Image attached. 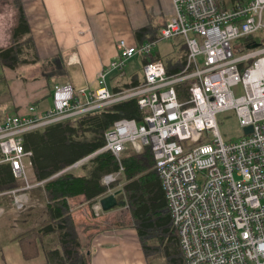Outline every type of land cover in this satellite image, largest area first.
Segmentation results:
<instances>
[{
    "label": "built area",
    "instance_id": "2783aa9c",
    "mask_svg": "<svg viewBox=\"0 0 264 264\" xmlns=\"http://www.w3.org/2000/svg\"><path fill=\"white\" fill-rule=\"evenodd\" d=\"M172 1L174 14L157 37L136 46L118 42L97 86L82 90L83 101L62 78L51 86L53 107L46 113L30 106L25 116H2L0 164H8L24 183L1 191L0 199L23 212L43 187L45 181L29 176L33 152L25 147L27 133L135 98L142 120H117L105 132L102 149L60 173L103 151L120 161L129 146L138 152L149 147L183 264H264V0ZM174 38L183 41L187 54L184 67L170 74L165 61L151 55L160 41ZM252 44L257 45L249 48ZM136 54L149 57L144 78L126 90H111L108 76L123 71ZM228 111L242 131L234 141L225 140L218 127V115ZM122 170L103 182L109 185ZM94 211H103L100 200Z\"/></svg>",
    "mask_w": 264,
    "mask_h": 264
},
{
    "label": "crops",
    "instance_id": "0c3cea01",
    "mask_svg": "<svg viewBox=\"0 0 264 264\" xmlns=\"http://www.w3.org/2000/svg\"><path fill=\"white\" fill-rule=\"evenodd\" d=\"M22 3L39 60L16 69L0 62V119L4 114L25 116L30 106H35L40 115L46 113L53 107L51 86L62 78L71 81L77 100L83 101L82 90L97 86L100 71L117 55L120 40L135 42V32L141 29H147L151 35L160 32L174 14L172 0H22ZM14 13L12 29L16 10ZM125 71L108 76L111 90L122 85L119 76ZM135 79L140 81L137 76ZM110 80L117 82L111 85ZM127 149L130 146L123 154ZM41 188L34 193L33 204L20 216L24 231L50 220L47 197ZM124 196L120 191L118 198L125 200ZM69 202L90 264H149L137 229L113 221L118 210L128 207L102 211L97 216L94 204L83 196L70 198ZM18 235L0 233V264H46L41 244L38 243L37 254L27 258Z\"/></svg>",
    "mask_w": 264,
    "mask_h": 264
},
{
    "label": "trees",
    "instance_id": "16d2710c",
    "mask_svg": "<svg viewBox=\"0 0 264 264\" xmlns=\"http://www.w3.org/2000/svg\"><path fill=\"white\" fill-rule=\"evenodd\" d=\"M16 23L11 42L0 48V62L18 68L35 63L39 54L22 0H13ZM147 29L136 31L139 42L144 40ZM159 32L153 34L157 37ZM181 55L167 57L164 61L170 74L180 71L186 62L187 49L180 42ZM32 52V59L26 56ZM151 59H161L156 55ZM148 59L144 61L146 63ZM134 77L126 89L137 86ZM116 91L122 90L115 88ZM122 118L142 120V111L135 98L124 100L78 117L69 118L25 135V147L33 152L32 180L45 181L41 188L47 197L50 220L17 236L24 254L31 258L37 254L38 243L46 254V264H90L89 255L83 250L70 198L83 196L91 205L114 189L106 185V175L120 174L126 181L123 191L130 210L133 226L137 229L146 256H150L149 240L168 235L172 240L170 255L175 264H182L180 239L173 226L168 202L160 178L155 169L152 150L125 153L120 161L110 151L94 155L80 167L60 173L75 162L94 154L105 145V132ZM60 173V174H59ZM10 166L0 164V192L19 186ZM40 189V188H39ZM3 200V199H1ZM36 249V251H35Z\"/></svg>",
    "mask_w": 264,
    "mask_h": 264
},
{
    "label": "rangeland",
    "instance_id": "374dc122",
    "mask_svg": "<svg viewBox=\"0 0 264 264\" xmlns=\"http://www.w3.org/2000/svg\"><path fill=\"white\" fill-rule=\"evenodd\" d=\"M14 10H16L15 5L13 4V0H0V48L8 46V43L11 42L12 36V24L13 18L15 17ZM151 34H146L145 38H148ZM135 42L130 43L126 39V43L128 45H139L140 42L136 37L135 32ZM146 40V39H145ZM182 40L179 38L162 40L158 44V46L153 50L151 57H155L156 55L160 56L164 61L167 57H178L181 55L180 51V42ZM28 59H32V52L26 55ZM149 59L146 55L136 54L130 60H128L126 64V71L119 76L120 83L122 84L120 87L122 90H126V84L132 81L133 77L136 76L142 80L144 78L143 75V66L144 61ZM21 66V65H20ZM19 66V67H20ZM116 80L111 81L110 84L113 85ZM237 94H242V87L239 86L237 90ZM82 98L81 96H78ZM218 127L219 130L224 137L225 140H237L242 136L241 127L238 123L236 116L233 111L225 112L224 114L218 115ZM138 152L134 147L130 146V149H127L125 153ZM124 153V154H125ZM29 176L32 179L31 169L29 170ZM18 185H23L22 180H17ZM126 181L122 179L121 176H117L115 180H113L110 184H114L115 188L111 189L109 193H113L116 191H123V187ZM124 192V191H123ZM126 199V196H124ZM123 200V199H121ZM0 206L4 208V212L0 215V233L4 232H12L15 234L22 233L25 229L21 227L20 216H22V212H17L13 209L11 201L8 199H0ZM40 210V209H39ZM100 213V212H99ZM42 215V213H40ZM96 214V213H95ZM98 216V215H97ZM39 221V220H38ZM115 223H119L120 225L133 226V219L130 213V210L126 208L125 210H118L117 216L113 219ZM39 223V222H37ZM44 224V223H43ZM41 224V225H43ZM35 226H31L33 228ZM134 227V226H133ZM132 227V228H133ZM29 228V229H30ZM135 229V228H134ZM150 256H148L149 264H175L172 256L170 255L172 251V240L168 235L161 234V237H156L154 239L149 240Z\"/></svg>",
    "mask_w": 264,
    "mask_h": 264
},
{
    "label": "water",
    "instance_id": "95a60500",
    "mask_svg": "<svg viewBox=\"0 0 264 264\" xmlns=\"http://www.w3.org/2000/svg\"><path fill=\"white\" fill-rule=\"evenodd\" d=\"M256 45L257 44H252V45H249L248 47L253 48V47H256ZM245 132H246V134L250 133L251 127H246ZM119 193H120V191H116V192L110 193L106 196H103L100 199V204H101L103 212H110L111 210H114L116 208L128 206L127 201L121 200L118 198Z\"/></svg>",
    "mask_w": 264,
    "mask_h": 264
},
{
    "label": "bare ground",
    "instance_id": "6f19581e",
    "mask_svg": "<svg viewBox=\"0 0 264 264\" xmlns=\"http://www.w3.org/2000/svg\"><path fill=\"white\" fill-rule=\"evenodd\" d=\"M97 155V154H96ZM91 159V158H90Z\"/></svg>",
    "mask_w": 264,
    "mask_h": 264
}]
</instances>
